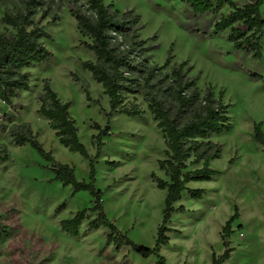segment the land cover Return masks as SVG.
I'll return each mask as SVG.
<instances>
[{"label": "rangeland", "instance_id": "374dc122", "mask_svg": "<svg viewBox=\"0 0 264 264\" xmlns=\"http://www.w3.org/2000/svg\"><path fill=\"white\" fill-rule=\"evenodd\" d=\"M28 1L39 3L35 21L51 36L43 41L53 59L24 72L30 74V92L13 101V106L0 103V216L11 228V236L0 243V264H158L157 256L148 260L128 248L116 251L108 245V229L86 232L88 221L81 228V236L74 238L61 229L60 222L75 213L90 209L93 198L83 191L73 195L71 187L55 182V175L46 161L30 145L17 147L10 132L19 125H29L38 141L55 160L75 169L80 182H89L90 161L63 147L38 114L39 97L44 82H49L64 103H71L70 113L76 121L79 138L90 156L96 158L93 136L99 133L95 124L104 128L110 112L109 100L101 85L83 63L96 61L86 46L77 21L70 13L76 2L88 15L85 0H1L0 33L13 30L2 24L6 12L21 13ZM243 6L245 0H233ZM121 12L132 11L140 16L138 41L144 46L132 47L126 34L118 36L121 50L132 49V61L144 66L164 67L170 74L182 63L189 67L188 76L195 79L200 90L212 87L215 95L224 91V103L229 105L231 125L228 131L211 141L221 146V158L210 167L220 174L209 182H192L190 190H204L202 199H192L189 193L175 205L184 213L174 214L169 228L180 234H170V245L161 256L168 264H212V256L224 252L222 230L235 214L234 234L230 248L234 249L226 264H264V152L254 139V125L264 124V82L250 77L264 78L263 58L252 60L251 54L238 52L229 42V31L214 38H201L186 28L185 6L165 0H104ZM230 8L209 19L218 21L228 15ZM47 18L43 19V14ZM264 17V6L262 7ZM145 75L135 77L140 86L126 95L128 108L138 106L143 117L114 115L110 136L104 139L101 156L95 160L96 183L101 191L105 212L130 240L154 247L158 228L163 220L167 191L157 188L151 176L169 181L159 168L166 159V140L154 123L149 110L144 84ZM90 101L87 99V95ZM159 99L168 102L163 96ZM6 151V153H5ZM8 155V160L3 157ZM113 163V164H110ZM190 166L189 171L201 168ZM64 205V208H61ZM96 215L91 214L90 220Z\"/></svg>", "mask_w": 264, "mask_h": 264}, {"label": "trees", "instance_id": "16d2710c", "mask_svg": "<svg viewBox=\"0 0 264 264\" xmlns=\"http://www.w3.org/2000/svg\"><path fill=\"white\" fill-rule=\"evenodd\" d=\"M1 1V0H0ZM88 15L76 2L71 3L70 13L77 21L78 30L83 38L91 41L85 46L94 53L96 61L83 63V69L91 73L93 80L102 86L104 94L109 100L110 112L107 114L108 123L102 128L95 124L93 129L98 131L93 136L96 147V158L93 159L86 146L79 138L76 121L72 118L71 103H64L51 88L49 82H44L42 94L39 97L40 108L38 114L48 121L49 127L55 132L59 143L71 153L79 154L90 161V181L80 182L75 169L69 165L57 162L51 152H47L38 141V135L27 125L16 126L10 135L17 147L30 145L46 161L51 163L49 170L55 175L54 181L64 187H71L73 195L89 192L93 198V206L75 213L70 219L60 222L61 229L68 235L79 238L81 228L88 221L86 232L108 229L106 241L113 245L116 251L128 248L131 252L145 260L157 256L158 264H168L161 256L165 247L170 245V234H180L169 228L173 215L182 214L186 210L183 206L175 208L184 194L189 193L192 199L200 200L204 197V190H190L192 182H209L218 174L210 167L211 162L221 158V146L211 141L212 137L220 136L230 128L229 105L224 103L225 92L217 97L212 87L200 90L195 79L188 76L189 67L186 63L174 68L170 74L163 72L164 67L171 64L168 58L164 67H152L147 62L144 66L136 65L132 61L131 48L121 50L117 43L118 36L126 34L132 47L144 46L138 41L140 16L132 11L121 12L113 5H105L104 0H85ZM179 2L185 6L186 28L201 38H214L229 31V42L238 52L251 54L252 60L263 58L262 40L264 38V17L262 7L264 0H245L243 6H238L233 0H165ZM39 3L28 1L21 13L6 12L1 19L3 25L13 31L9 34L0 33V103L9 107L21 95L30 92V74L26 69L41 66L53 59V54L44 46L43 41L51 39L46 30L35 21L38 15ZM230 8L228 15L218 21L209 18ZM1 14V12H0ZM43 19L47 18L44 13ZM144 73L143 79L146 96L149 102L154 123L162 132L166 140V159L159 161V168L169 178L163 180L152 174L151 178L157 188L167 191L163 220L158 228L155 246L150 248L137 244L121 233L118 227L107 217L102 192L98 191L96 183L97 160L105 146L104 139L110 136V127L114 115H126L131 118H142L143 112L138 106L128 108L125 105L126 95L139 88L135 79ZM257 81L264 78L258 74H250ZM163 96L165 102L156 97ZM87 99L90 101L88 94ZM2 132H6L5 125H1ZM254 139L264 152V124L254 125ZM6 153V151H5ZM8 160V155L3 157ZM113 164V163H110ZM201 168L189 171L190 166ZM64 208V205L61 207ZM96 215L90 220V215ZM239 218V212L226 222L221 239L224 246L222 255L212 256V264H226L230 261L234 249L230 248V238L234 234L233 223ZM0 216V243L11 236V228L5 225Z\"/></svg>", "mask_w": 264, "mask_h": 264}, {"label": "crops", "instance_id": "0c3cea01", "mask_svg": "<svg viewBox=\"0 0 264 264\" xmlns=\"http://www.w3.org/2000/svg\"><path fill=\"white\" fill-rule=\"evenodd\" d=\"M70 219V218H69Z\"/></svg>", "mask_w": 264, "mask_h": 264}]
</instances>
